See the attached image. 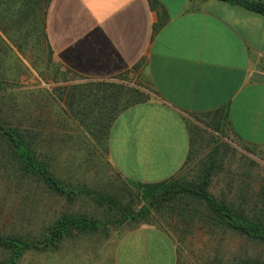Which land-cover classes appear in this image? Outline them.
Wrapping results in <instances>:
<instances>
[{
	"label": "crops",
	"instance_id": "1",
	"mask_svg": "<svg viewBox=\"0 0 264 264\" xmlns=\"http://www.w3.org/2000/svg\"><path fill=\"white\" fill-rule=\"evenodd\" d=\"M3 51L14 58L11 77L32 82L25 94H54L39 81H105L146 96L120 111L109 128L106 156L121 179L156 182L176 174L190 147L188 125L218 110L226 115V134L264 157V15L239 4L0 0ZM65 239L54 254L26 250L17 264L67 257L60 246ZM98 241L87 247V240H73L70 251L79 261L65 264L176 261L171 238L153 224Z\"/></svg>",
	"mask_w": 264,
	"mask_h": 264
},
{
	"label": "trees",
	"instance_id": "2",
	"mask_svg": "<svg viewBox=\"0 0 264 264\" xmlns=\"http://www.w3.org/2000/svg\"><path fill=\"white\" fill-rule=\"evenodd\" d=\"M224 1L264 15L263 2ZM3 81L5 80L0 77V90H5ZM51 92L64 104L62 112L67 115V120L80 125V131L90 135L96 144L104 141L105 152L109 128L114 119L124 108L146 97L137 89L105 81L70 83ZM8 101L10 103L11 100L6 96L0 98V167L9 165L13 167L17 177L40 182L52 193L64 196L67 200H73L78 194L84 193L95 205L105 208L101 216L85 212H61L45 228L41 238L37 239L0 234V249L8 254L0 264H17L28 249L54 250L63 238L92 234L112 223H147L151 216L159 214L175 216L183 223V230L200 220L215 230L232 232L264 249V193L258 194L259 198L262 196L259 206V198L255 199L251 194H240L235 200H227L209 190L214 175L225 164L227 144L217 137L226 136L222 128L226 115L221 110L200 119L203 127L194 123L188 125L190 147L180 171L156 182L128 180L132 184L128 191L129 197L122 198L88 188L85 183L75 185L59 178L49 159L41 156L39 145L43 140L42 130L33 128L34 123L40 122L39 118L35 119L36 122L31 119L29 126L23 125L27 120L24 108L18 110L14 117L15 114L7 112L10 105ZM204 127L211 132H207ZM206 136L209 139H204ZM197 145L200 147L196 148ZM195 155L198 157H194ZM194 159L195 171L189 176L184 167ZM249 203L252 205L246 206ZM203 264H264V257L242 253L234 254L228 260L217 257Z\"/></svg>",
	"mask_w": 264,
	"mask_h": 264
},
{
	"label": "rangeland",
	"instance_id": "3",
	"mask_svg": "<svg viewBox=\"0 0 264 264\" xmlns=\"http://www.w3.org/2000/svg\"><path fill=\"white\" fill-rule=\"evenodd\" d=\"M0 55V68L4 71L0 77L8 79L2 84L5 90L1 89L3 91H0V98L6 96L11 100L10 103L8 101L10 105L7 112L15 114L14 117L18 110L24 108L27 120L23 125L29 126L31 119L35 121L39 118L40 122L33 125V128L42 130L43 140L39 145V150L41 156L48 158L56 169L57 176L75 185L85 183L88 188L122 198L129 197L128 191L132 184L115 175L116 171L106 156L104 141L96 144L90 135L80 131L82 129L80 125L68 121L67 115L62 112V108L65 109L64 104L60 102L58 105L56 94H25L31 89L29 85L32 82H27L24 77L23 81L11 77L10 72L16 70V67H13L14 58L5 51L0 52ZM54 79L57 80L56 74ZM38 83H42L40 88L51 91L59 87L57 84L53 85L48 82L39 81ZM68 84L70 83L65 85ZM195 124L203 127L201 123ZM205 130L211 132L207 128ZM224 134L226 136L217 135L221 142L227 144L224 168L214 175L209 190L227 200H235L240 194H251L253 198H259L258 194L263 195L264 193V157L235 142L225 130ZM204 139H209V136ZM197 146L196 148L200 147V145ZM184 171L189 176L193 174L195 159L184 167ZM261 199L262 196L257 201L259 206ZM247 205H252V203ZM104 208L95 205L84 193L78 194L73 200H67L64 196L52 193L40 182L31 178L17 177L15 170L9 165L0 167V234H16L26 239H37L41 238L43 232L46 231L45 228L61 212H85L101 216ZM135 224L132 222L122 225L112 223L92 234L84 233L76 237H68L60 243L63 249L69 250L66 252L67 257L52 258L48 263L44 261L43 264H65L79 261L78 253L70 251L74 247L73 240L83 238L88 241L86 243L88 247L92 241L116 237L123 230ZM147 224L160 227L171 238L175 246V264H203L217 257L228 260L234 254L242 253L264 257L263 248L232 232L215 230L200 220H196L186 230H183V223L179 222L175 216L159 214L151 216ZM45 250L51 254L55 252V249ZM7 255V251L0 249V261L6 259Z\"/></svg>",
	"mask_w": 264,
	"mask_h": 264
}]
</instances>
